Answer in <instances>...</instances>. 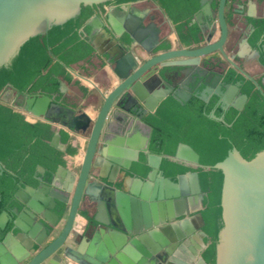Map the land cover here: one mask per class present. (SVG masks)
<instances>
[{
  "label": "flooded vegetation",
  "instance_id": "1",
  "mask_svg": "<svg viewBox=\"0 0 264 264\" xmlns=\"http://www.w3.org/2000/svg\"><path fill=\"white\" fill-rule=\"evenodd\" d=\"M114 1L88 6L91 15L77 29L91 51L86 60L68 66L51 50L47 86L29 84L19 91L23 97L9 91L2 98L27 123L51 133L47 148L21 149L19 165L15 157L0 161V249L31 257L25 264L41 261L50 246L57 249L41 264H90L71 251L75 243L90 249L109 235L110 227L95 220L100 203L99 218H109V200L99 199L108 189L123 195L127 185L174 182L207 167L174 162L177 147L189 145L179 140L170 154L176 138L165 137L164 124L204 118L223 126L247 111L262 116L264 0H226L225 37L220 0H188L175 10L177 19L159 0ZM206 4L211 12L202 15ZM43 97L50 102L44 117L22 113L27 100ZM117 152L129 168L107 160Z\"/></svg>",
  "mask_w": 264,
  "mask_h": 264
},
{
  "label": "water",
  "instance_id": "2",
  "mask_svg": "<svg viewBox=\"0 0 264 264\" xmlns=\"http://www.w3.org/2000/svg\"><path fill=\"white\" fill-rule=\"evenodd\" d=\"M108 1L111 0H0V68L12 66L22 47L31 39L48 36L52 29L74 20L82 7ZM205 2L203 0V4ZM225 5L226 0H220L219 19L224 37ZM210 12V5L206 4L202 15ZM219 46L197 51L196 55H206ZM9 91L16 93L17 97L23 95L11 85L2 91L0 103L14 108L8 101L2 100ZM49 103L45 97L27 100L22 113L32 114L36 118L44 117L49 110ZM47 118L55 120L53 117ZM57 140L55 136L51 146H56L54 142ZM94 143L95 137L88 159L92 155ZM107 160L124 168L130 167L123 162L120 152L108 155ZM173 160L187 163L192 168L201 167L199 156L186 145L177 147ZM204 168L219 170L224 175L222 227L217 234L215 263L264 264V151L246 160L238 149L233 148L223 161ZM127 186L123 195L114 193L110 188L108 195L103 194L99 198H107L111 204L108 220L99 218L103 203H100L99 214L95 219L100 225L111 229L103 243H94L90 249H82L75 243V250L70 249L71 252L74 251V254L90 264H206L201 257L206 248L203 243L206 237L203 230L205 221L201 213L204 194L197 172L180 175L174 182L161 178L153 184ZM138 235V241H129V238ZM53 248H48L46 257L41 261L37 262L33 258L30 264L45 262L55 253L57 248L52 251ZM67 251L68 248H65L64 255ZM30 258L0 249V264H25Z\"/></svg>",
  "mask_w": 264,
  "mask_h": 264
},
{
  "label": "trees",
  "instance_id": "3",
  "mask_svg": "<svg viewBox=\"0 0 264 264\" xmlns=\"http://www.w3.org/2000/svg\"><path fill=\"white\" fill-rule=\"evenodd\" d=\"M127 1L134 0H115L114 2ZM159 1L170 17L177 19L174 17L175 10L185 9L184 6L188 0ZM81 10V15L76 20L52 29L48 36L31 39L22 47L20 55L12 66L0 68V94L8 85L22 93L27 92L29 84H34L38 88L47 86L53 74L49 72L44 76L43 73L52 64L49 56L51 50L54 57L61 58V62L68 66L78 64L90 56L91 51L80 41L77 30L90 17V8L82 7ZM65 75L68 74L65 73ZM68 81L71 79L68 78ZM261 114L262 116L258 117V114L247 111L238 122L226 124L229 125L228 127L200 117V121L192 120L193 122L186 124L171 122L164 124L167 128L165 129L164 126L162 132L166 138H176L170 154L174 153L176 142L181 140L199 155L200 165L213 167L223 161L233 147L237 148L246 160L253 159L264 150V109ZM244 117L252 120H244ZM50 134L47 129L30 125L25 121L24 116L0 103V161L2 163L8 164L9 159L15 157L14 164L19 165L23 162L21 149L28 145L47 148L46 141L49 140ZM182 171L189 170L182 169ZM197 173L204 194L201 213L205 221L203 230L206 233L205 244L207 245L202 253V259L206 264H216L215 245L218 231L222 227L221 196L224 175L213 168L198 169Z\"/></svg>",
  "mask_w": 264,
  "mask_h": 264
}]
</instances>
